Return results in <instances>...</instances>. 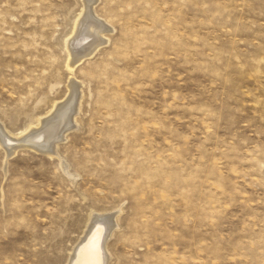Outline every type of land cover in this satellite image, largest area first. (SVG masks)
<instances>
[{
    "label": "rangeland",
    "instance_id": "1",
    "mask_svg": "<svg viewBox=\"0 0 264 264\" xmlns=\"http://www.w3.org/2000/svg\"><path fill=\"white\" fill-rule=\"evenodd\" d=\"M85 1L0 0V264H65L90 213L119 208L109 264H264V0H99L107 30L70 72ZM70 79L74 178L7 135Z\"/></svg>",
    "mask_w": 264,
    "mask_h": 264
},
{
    "label": "bare ground",
    "instance_id": "2",
    "mask_svg": "<svg viewBox=\"0 0 264 264\" xmlns=\"http://www.w3.org/2000/svg\"><path fill=\"white\" fill-rule=\"evenodd\" d=\"M98 1L99 0H86L84 4V8L86 10L85 14H83V16H85L83 17V19L79 18L77 22H75V27L73 31L75 42L73 45L75 46V48H86V50L85 54H81L82 56H80L77 61H75L73 64L66 65V69L70 72L73 71L75 63L80 61L84 56L90 57L94 54L97 49V46L100 44L97 43V41L100 38L101 33L107 30L103 21L98 19L95 13L94 8ZM71 40L73 39L71 38ZM94 41H96L97 44H94ZM65 44L67 48L73 46L72 44L71 46H69L70 44L68 40ZM80 86L81 85L79 84V82L77 84V82L71 80L68 86V94H70L69 99L67 98L65 99V101H60L59 103L55 104L53 103L54 105L52 106V109L47 114H45L44 117L40 116L35 121L36 124L31 127H28L26 131H22L21 133L16 135H12L8 132L7 135L12 137L11 140H13V136L15 137L13 142L15 141V143H20L18 145H15L9 154H15L17 148L25 146L24 143H33L34 145H30L29 148H36L38 149L37 151H40V153L44 152L45 155L50 158H57L59 160L62 171L67 176H71V178H74L75 174H71L69 169L70 167L67 166L68 163L64 161L62 157L58 154L57 145L60 141L64 140L63 137L65 138L67 132H70L71 129L76 127L72 123H77L75 116L76 114H78L77 112H79L81 98ZM60 120L64 122L63 124L66 126V128H64V126L62 127L64 129L62 131L60 130L61 132H57L55 125L56 122H60ZM0 131H2L1 125ZM65 162L67 164H65ZM121 213V208H119V210L114 212L113 214L111 213L110 215L108 213L92 211L89 215L82 236L73 246L65 264H109V261L113 256L109 249L110 245H108L107 242L112 236L114 238V243L119 240L118 236L121 235L120 233L122 232L120 229ZM128 231L130 232L132 231V229L129 228ZM121 248L133 249V244L131 242H126V244L122 243Z\"/></svg>",
    "mask_w": 264,
    "mask_h": 264
}]
</instances>
